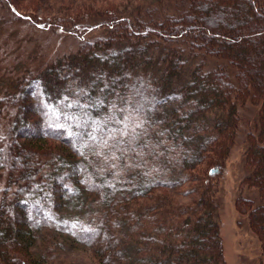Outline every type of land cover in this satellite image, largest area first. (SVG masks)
<instances>
[{
  "label": "trees",
  "instance_id": "16d2710c",
  "mask_svg": "<svg viewBox=\"0 0 264 264\" xmlns=\"http://www.w3.org/2000/svg\"><path fill=\"white\" fill-rule=\"evenodd\" d=\"M3 1L14 18H32L37 28L56 24L63 30L65 24L87 33L96 21L107 31L36 76L18 80L14 93L0 100L16 102L0 148L10 193L1 205L0 264H61L56 256L66 243L89 247L91 264H224L215 188L238 131L237 103L262 101L264 108V78L246 81L237 52L240 47L247 55L257 38L254 27L264 28V0H246L261 13L254 26L242 32L221 28L231 39L215 26L210 32L204 16L210 3L225 0H173L179 7L160 17L154 7L141 15L136 3L165 0H121L112 8L84 0L75 15L73 2ZM129 5L136 7L127 12ZM28 7L43 15L25 12ZM194 11L201 14L198 23ZM243 37L247 47L237 44ZM178 41L191 54L200 50L225 59L237 84L222 66L203 72L199 64L185 77L181 59L152 60L154 46ZM261 53H251L248 61ZM139 76L137 84L130 83ZM141 91L149 99L144 105L137 100ZM262 113L258 134L245 138V161L252 169L246 179L263 203L253 215L264 212V175H257L264 165ZM68 205L76 212L62 219ZM255 223L251 219L264 231V221Z\"/></svg>",
  "mask_w": 264,
  "mask_h": 264
},
{
  "label": "rangeland",
  "instance_id": "374dc122",
  "mask_svg": "<svg viewBox=\"0 0 264 264\" xmlns=\"http://www.w3.org/2000/svg\"><path fill=\"white\" fill-rule=\"evenodd\" d=\"M66 1L69 2V4L73 2L70 10L71 15L78 14L83 10L81 4L85 2L84 0H76L78 3H74L75 0H58L60 4H65L67 3ZM120 1L121 0H97V4H103V6L110 4L109 6L112 8L111 6L113 3L116 6L120 4ZM229 1L225 0L224 3L215 1L205 8L206 13L204 16L208 20L210 32L213 26H215V28H219V30H216L217 33L219 32L220 35L223 34V37H225L226 33L224 31L225 27H237L239 30L241 29L242 32L249 24H253L254 26V23L258 22V18L261 16L258 7L256 8L249 5L246 0H236V3L235 0H232L233 4H231V1L229 3ZM238 1L240 3H238ZM93 2L94 0H87L88 5ZM30 5L32 4L30 3ZM136 5L140 8V11H142L141 15L144 14L143 11L147 7H154L156 11L155 15L160 17L163 13L162 11L168 10L169 8L173 10V8H178L180 4L178 1L165 0L160 4L139 2L136 3ZM134 7L136 6L129 5L127 12L131 11ZM230 8L233 10L231 11ZM26 11H31L33 12L32 14H36L39 17L43 15L39 9L33 10V7H28V9H25V12ZM53 11H56V8H53ZM230 11L234 12L235 16L231 15L232 13H230ZM174 12L175 11L172 13ZM191 16H194L195 19L197 18L195 23H198L201 14L194 11ZM31 20L32 18L30 20L14 18L4 1L0 0V100L3 98L6 99L5 96L10 97V94L14 93V86L18 80L27 75L36 76L56 58L75 53L82 41L102 36L107 31L106 28L98 27L97 24L95 25L96 21L90 23L92 27H89L90 30L87 33H77L65 24L63 25V30L57 29L56 24L48 28H37L33 24V20ZM221 28L224 30L221 31ZM262 28L263 27L259 28L257 24L252 31L253 34L257 36V38H253L252 41L253 49L257 47V51H253V49H249L248 47L247 49L250 52L247 55L244 54V56V49L240 47L237 49L240 55L239 63L246 69L244 72L245 76L248 78L246 81H253L252 78L257 75L262 79L264 78V41L261 40V36L264 34V28ZM225 39L231 38L226 36ZM244 40V37L239 38L237 44H241L242 46L249 45L246 44ZM147 51H145V53H147ZM251 53L254 55L256 53H261V56L259 59L254 58L249 62L248 57H250ZM149 54L152 56V60H156L159 63H162L165 58H171L173 60L176 58L181 59L183 61L181 74L185 77L191 75L199 64H202L203 72L213 71L217 67L222 66L228 73V81H230L232 85L237 84L235 73L233 74L234 70L225 59L220 60L218 57L206 55L200 50L191 54V52L182 45L181 41L175 42L174 44L160 43L154 46L153 49L149 51ZM160 68H162L161 65ZM149 72V74H155L157 71L154 70ZM138 79H141V77L139 76L135 80H131L130 83L137 84L136 81ZM208 85L209 89H216L213 83H209ZM149 94L151 93L149 92ZM137 95V100L138 102L140 101V105H144V103L147 102L146 100H149L145 99L148 97L145 91H141L137 93ZM262 104V101L257 104L249 99L245 102L240 101L237 103V112L240 118L238 131H236L233 142L230 144L228 155L224 158V163L219 173L220 177L217 179L218 182L215 188L217 190L215 194V203L217 207L216 221L224 264H264V231H262L261 226L262 221H264V212L255 215L252 213L254 207L262 205L263 203L259 197L258 189L249 185L250 181L246 179V177L251 174L252 169L245 161V138L248 132H253L255 136L258 134L259 112H263L262 114H264V108L261 109ZM15 115L16 102L0 103V148H5L7 130ZM260 150L259 158L264 162V149L261 148ZM202 165L200 168L204 169ZM206 168H208V166ZM259 174L264 175V165L257 170V175ZM7 181L8 176L6 172L0 171V213L1 205H3L5 201L4 198H6L5 196H10L7 190V188L9 189V182ZM244 199L251 201V203L246 202L248 208L245 206L246 203H244ZM241 201H243V203ZM72 209H74L73 206L68 205L66 210L62 211L60 217L62 219H64V217H71L73 211L76 212L75 210L72 211ZM251 219L256 222L255 224H257V227L258 225L261 227H258V229L254 228L253 225L250 224ZM92 256L89 247L83 245L71 246L66 243V246L61 248L56 257L62 262L61 264H91L94 263Z\"/></svg>",
  "mask_w": 264,
  "mask_h": 264
}]
</instances>
